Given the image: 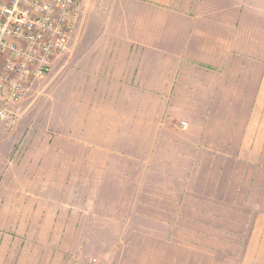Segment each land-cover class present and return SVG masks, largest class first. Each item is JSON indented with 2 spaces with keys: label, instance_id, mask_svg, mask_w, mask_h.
<instances>
[{
  "label": "rangeland",
  "instance_id": "obj_1",
  "mask_svg": "<svg viewBox=\"0 0 264 264\" xmlns=\"http://www.w3.org/2000/svg\"><path fill=\"white\" fill-rule=\"evenodd\" d=\"M82 2L69 51L23 100L17 121H0V200L29 187L23 195L34 206L0 207V264H24L11 254L27 249L46 251L47 261L33 264H242L263 199L255 210L176 208L182 171L152 159L151 138L134 142L120 122L107 131V83L78 73L107 14V0Z\"/></svg>",
  "mask_w": 264,
  "mask_h": 264
},
{
  "label": "crops",
  "instance_id": "obj_2",
  "mask_svg": "<svg viewBox=\"0 0 264 264\" xmlns=\"http://www.w3.org/2000/svg\"><path fill=\"white\" fill-rule=\"evenodd\" d=\"M105 18L78 73L105 79L107 131L120 122L134 142L151 138L152 159L182 171L176 208L255 210L264 202V0H107ZM29 189L0 207L33 208ZM250 225L242 264H264V211ZM11 256L47 261L41 250Z\"/></svg>",
  "mask_w": 264,
  "mask_h": 264
},
{
  "label": "built area",
  "instance_id": "obj_3",
  "mask_svg": "<svg viewBox=\"0 0 264 264\" xmlns=\"http://www.w3.org/2000/svg\"><path fill=\"white\" fill-rule=\"evenodd\" d=\"M82 18V0H0V121H17L23 100L69 51Z\"/></svg>",
  "mask_w": 264,
  "mask_h": 264
}]
</instances>
